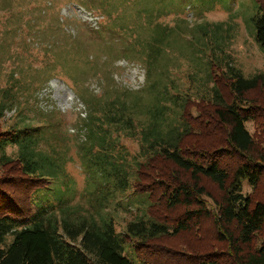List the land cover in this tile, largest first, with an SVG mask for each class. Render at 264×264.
<instances>
[{
	"label": "trees",
	"instance_id": "16d2710c",
	"mask_svg": "<svg viewBox=\"0 0 264 264\" xmlns=\"http://www.w3.org/2000/svg\"><path fill=\"white\" fill-rule=\"evenodd\" d=\"M257 2L264 10L261 0ZM17 3L0 0V9L13 10ZM84 5L103 17L100 27L91 30L117 31L120 40L113 41L119 47L115 59L143 65L146 83L140 90H131L116 82L111 71L105 75L110 80L101 94L91 93V103L84 100L88 111L82 123L91 141L83 155L97 165L98 175V180H88L95 190L85 193L87 206L67 200L43 205L37 201L40 192L36 194V189L34 214L20 217L0 209V264H155L144 260L139 250L159 237L193 228L204 217H212L224 252L204 255L201 264H264V198L243 193L244 182L253 189L264 182V130L255 135L247 127L252 121L264 129V73L247 77L233 66L217 71L210 60L205 82L190 76L188 86L182 87L173 78L172 68L165 65L167 57L160 55L165 40L156 37L162 27L155 21L157 8L138 7L128 18L122 12L113 13L106 0H96L94 5L84 0ZM17 18L19 24L26 19L21 13ZM255 22L256 41L264 52V11ZM16 29L10 38L0 29L2 39L15 38ZM128 31L132 37L126 35ZM39 42L52 46L45 40ZM60 48L91 62L78 49L64 44ZM61 57L74 73L82 77L90 74V68L80 62ZM82 90L87 96L84 85ZM0 91L6 94L0 99L3 113L16 106L15 93ZM255 92L263 99L253 98ZM16 131L0 139V150L17 147L14 158L22 175L38 182L53 179L54 168L60 167L64 157L53 154V145L40 148L44 141L51 145L43 127L24 124ZM124 137L138 141L137 153L130 152L122 142ZM55 138L59 140L57 135ZM97 139L102 148L97 147ZM163 164L169 165V171ZM205 179L216 185L217 193L206 188ZM47 186L38 185L40 191ZM158 192L170 209L185 208L175 223L154 215L152 197ZM119 194L123 199L116 200ZM4 199L11 197L0 194V200ZM111 204L132 217L120 231L116 214L107 211ZM132 207L137 214L133 215Z\"/></svg>",
	"mask_w": 264,
	"mask_h": 264
},
{
	"label": "rangeland",
	"instance_id": "374dc122",
	"mask_svg": "<svg viewBox=\"0 0 264 264\" xmlns=\"http://www.w3.org/2000/svg\"><path fill=\"white\" fill-rule=\"evenodd\" d=\"M95 1L88 0L91 5ZM261 2L264 4V0ZM106 3L114 8L113 13L120 15L122 12V16L128 18L134 16L138 7L158 9L155 21L162 27L156 37L160 35L165 40L160 55L167 57L165 65L172 68L173 78L182 87L188 86L190 76L199 83L205 82L211 69L210 60L215 63L217 71L233 66L247 77L264 73V52L255 37V17L264 10L257 0H106ZM20 13L26 18L22 24L17 23ZM28 17L32 18L27 23ZM102 19L96 11L84 5V0H18L13 10L0 9V29L6 30L7 38L12 36V29H20L14 30L12 40H3L0 34V89L15 93L16 102L12 109L0 111V139L11 136L18 128L23 129L24 124L43 127L45 132L42 133L46 134L51 145L44 141L40 148L48 149L49 146L50 149L53 145V154L64 157L59 161L60 167L54 168L53 179L38 182L34 177L22 175L20 164L14 158L16 146H6L4 152L0 150V194L11 197L9 201L0 200L1 210L20 217L34 214L37 205L33 204V198L39 192L37 201L43 205L67 200L87 206L85 193L95 190L88 180L92 177L98 180V175L97 165L91 164L83 155L91 141L82 123L88 111L84 100L91 103V93L101 94L110 80H106L105 75L111 71L116 82L131 90H140L146 83L143 65L115 59L119 47L113 41L120 40L117 31L98 33L91 30L99 28ZM126 35L133 33L128 31ZM39 40L51 42L52 46L41 44ZM62 43L87 54L91 62L87 60L86 63L85 58L73 55L72 50L61 52ZM61 56L90 68V74L85 78L74 73ZM49 62L52 63L48 67L51 71L46 69ZM83 85L89 91L87 96L82 90ZM258 93L252 94L253 98L262 100ZM2 96L6 97V94L0 91V99ZM9 101L8 104H12V100ZM247 127L255 135L264 130L252 121ZM122 142L131 153L138 152V141L124 137ZM102 146L97 139V147ZM163 167L168 170L169 165L163 164ZM202 181L209 191L217 193L216 185L206 179ZM38 185L49 186L40 191ZM36 189L38 192L33 194ZM243 193L256 199L264 198V182L256 189L244 182ZM153 198V213L161 221L175 223L185 212L184 207H167L159 192ZM119 199H123L121 194L116 198ZM13 201L16 202L14 206L10 204ZM109 210L116 214L118 231L132 218L114 204ZM131 210L133 215L138 213L134 207ZM222 244L212 217H204L189 230L151 241L139 250V255L155 264H201L200 260L206 254H223ZM192 253L197 259H191Z\"/></svg>",
	"mask_w": 264,
	"mask_h": 264
}]
</instances>
